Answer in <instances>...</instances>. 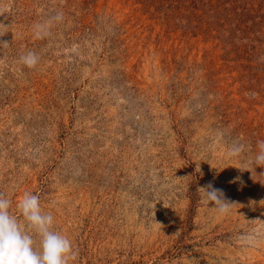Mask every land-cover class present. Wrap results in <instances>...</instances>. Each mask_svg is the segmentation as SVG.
Segmentation results:
<instances>
[{
	"label": "rangeland",
	"instance_id": "1",
	"mask_svg": "<svg viewBox=\"0 0 264 264\" xmlns=\"http://www.w3.org/2000/svg\"><path fill=\"white\" fill-rule=\"evenodd\" d=\"M3 42L0 193L70 264H264V0H0Z\"/></svg>",
	"mask_w": 264,
	"mask_h": 264
},
{
	"label": "clouds",
	"instance_id": "2",
	"mask_svg": "<svg viewBox=\"0 0 264 264\" xmlns=\"http://www.w3.org/2000/svg\"><path fill=\"white\" fill-rule=\"evenodd\" d=\"M62 18L63 14L57 13L55 19L59 21ZM34 35L36 38L46 35L42 25H35ZM7 45V42L0 43V46ZM39 60L37 53L29 51L20 56L19 63L34 69ZM257 146L259 152L253 163L264 167V141H258ZM243 150V145H234L229 155L237 157ZM199 190L204 194L206 202L212 203L214 210L220 214H227L235 205L226 201L222 190L215 189L211 184ZM11 205L12 201L0 193V264H70L76 260L78 251L67 235L54 229V216L44 211L38 194L28 191L22 194L16 205L19 215L10 211Z\"/></svg>",
	"mask_w": 264,
	"mask_h": 264
}]
</instances>
